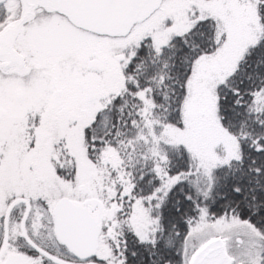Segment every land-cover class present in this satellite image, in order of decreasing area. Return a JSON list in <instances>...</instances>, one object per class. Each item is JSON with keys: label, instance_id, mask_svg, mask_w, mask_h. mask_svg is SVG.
I'll list each match as a JSON object with an SVG mask.
<instances>
[{"label": "snow or ice", "instance_id": "snow-or-ice-1", "mask_svg": "<svg viewBox=\"0 0 264 264\" xmlns=\"http://www.w3.org/2000/svg\"><path fill=\"white\" fill-rule=\"evenodd\" d=\"M0 264H264V0H0Z\"/></svg>", "mask_w": 264, "mask_h": 264}]
</instances>
